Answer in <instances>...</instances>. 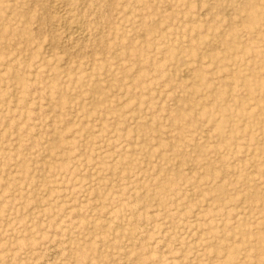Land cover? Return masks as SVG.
<instances>
[{
  "label": "rangeland",
  "instance_id": "374dc122",
  "mask_svg": "<svg viewBox=\"0 0 264 264\" xmlns=\"http://www.w3.org/2000/svg\"><path fill=\"white\" fill-rule=\"evenodd\" d=\"M0 264H264V0H0Z\"/></svg>",
  "mask_w": 264,
  "mask_h": 264
}]
</instances>
